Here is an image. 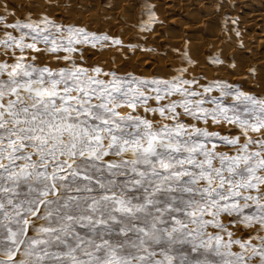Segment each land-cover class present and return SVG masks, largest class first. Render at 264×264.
Instances as JSON below:
<instances>
[{
    "label": "snow or ice",
    "instance_id": "6c2138e0",
    "mask_svg": "<svg viewBox=\"0 0 264 264\" xmlns=\"http://www.w3.org/2000/svg\"><path fill=\"white\" fill-rule=\"evenodd\" d=\"M111 46L0 5V264H264V95Z\"/></svg>",
    "mask_w": 264,
    "mask_h": 264
},
{
    "label": "rangeland",
    "instance_id": "374dc122",
    "mask_svg": "<svg viewBox=\"0 0 264 264\" xmlns=\"http://www.w3.org/2000/svg\"><path fill=\"white\" fill-rule=\"evenodd\" d=\"M65 1L66 0H0V5L7 3L9 5V11H14L17 17L25 16L29 12L32 14L33 18L45 14L55 19L57 22H63L65 24L72 23L85 26L89 30L107 32L109 35L118 37L123 45H125L124 47L111 46L99 51L89 48L85 52V57L89 64L100 63L106 68L116 67L120 72L132 71L144 76L155 75L158 77H168L175 74V70L178 68H187L188 71L185 73L186 77L196 76L201 82L224 80L228 83L238 84L245 91L264 95L263 69L254 65L250 68L255 69L254 73L251 72L250 69L247 71V69L243 74H239V70L236 69L238 67L237 63L239 67L244 66L246 64L244 61L249 57L247 53H241V49L239 48L241 46L240 36L244 34V31L248 32V30H243L239 24H236L237 21L233 14L236 12V15H240L241 11L243 12L245 10L239 7L236 2L231 1L230 3L227 2V0H214L212 4L209 5L210 10L213 11L216 9L219 10L220 8L218 13L219 19H217L216 24H214L216 26L214 27L223 33L225 32L227 37L230 36V39L228 38L226 41L227 44L225 43L227 47L223 46L226 47L225 50H227L225 51L223 48L220 50L222 52L218 50L217 53L216 50L218 47L215 46L217 42H214L215 45L210 43L209 46V43H207L198 50L193 48L190 42L187 43L189 40L192 41V38H190L192 36L190 35H193L195 32L191 33L190 31H185L182 38L179 37L181 38L179 40L180 42H178L179 44L172 45L168 43L167 40H165V37H167L169 33L167 30L171 32L169 34H174L177 30L176 34H178L180 30L178 31L179 27L177 25H181V23L191 24L192 22L180 11L176 12V15L174 14L173 17L169 15L171 18L166 15V17L168 16V20L167 18L163 21L159 20L156 14V7L150 3V0H133V5L125 9L121 8L119 4H117L118 7H116V4L112 0V2L110 0ZM146 5L154 6L153 11L155 12V19L151 23H149L148 14L144 10ZM217 12L218 11H216V13ZM122 14L125 15L123 18ZM174 17L177 18L176 26H174ZM145 24H147V28L142 27V25ZM173 27L178 29L175 30ZM227 37H225V39H227ZM129 44L137 45V47L134 50L129 49L127 47ZM148 49H150V51H148ZM185 51L187 52L188 58L193 61L192 64L186 63L184 58ZM233 51H236V53ZM254 55H258L257 57L260 59L263 56L259 51H256ZM217 58L223 63H214L213 61ZM148 61H150V63ZM244 74L246 76H244Z\"/></svg>",
    "mask_w": 264,
    "mask_h": 264
},
{
    "label": "bare ground",
    "instance_id": "6f19581e",
    "mask_svg": "<svg viewBox=\"0 0 264 264\" xmlns=\"http://www.w3.org/2000/svg\"><path fill=\"white\" fill-rule=\"evenodd\" d=\"M112 1L116 4V7H118L117 4H119V6H121V8H124V9L125 8H129V7H131L133 5L132 4L133 0H112ZM213 1L214 0H150V3L156 7V10H157L156 14L158 15L157 18H159V20L163 21V20H166V18L168 20V16L169 15H171L173 17L174 14L176 15V12L180 11V12H182L184 14V16L186 18H189L191 20V22H192L191 24L190 23L189 24L181 23V25H177L179 27V29L178 28H176V29H178V31L180 30V32L178 34H176L177 30L174 27L173 28L176 30L174 34H169L171 32L169 30H167V32H169V33H168L167 37H165V40H167L168 43H170L172 45L179 44L178 42H180L179 40L182 38L183 33L185 31H190L191 33H194V32L195 33L193 35H190V36H192V37H190V38H192V41L189 40L187 43L190 42L193 45V48H196L198 50L199 48L203 47L207 43H209L208 44V46H209L210 43L215 45L214 42H217V45H215V46L218 47L217 50H216V52L218 53V50L220 51L223 48L225 50V48L227 47L226 46V44H227L226 41L228 40V38L230 39V36L227 37L225 32L223 33L222 31H220V30H218V29H216L214 27V26H216L214 24H216L217 19H219V14L218 13H219L220 8H219V10L216 9L215 11L210 10L209 5H211ZM231 1L238 3L239 7H242V8L245 9L243 12L241 11L240 15H236L235 14L236 12L235 13L233 12L234 13L233 16L235 15L234 18L237 21L236 24H239L243 28V30L244 29L248 30V32L244 31L243 32L244 34H242V35L240 34L241 36L239 35L240 36V41H241V46L239 48L241 49L240 50L241 53L245 52V53H247V55H249V57L246 55L248 58H247L246 61H244V62H246L245 65L243 64L244 66H240L239 67V64L237 63L238 67L236 69L239 70L238 71L239 74L240 73L243 74L247 69H248L247 71H249L251 66L253 67L254 65H257V66H259L260 69H263V73H264V0H236V1L227 0V2H230V3H231ZM82 3H83V1H82ZM224 3H226V2H224ZM40 5H41V3H40ZM111 6H112V4H111ZM216 11H218V12L216 13ZM238 11H239V9H238ZM94 13H95V11H94ZM166 15H168V16L166 17ZM92 16H93V14H92ZM123 16H125V15L122 14V18H123ZM169 18H171V17L169 16ZM176 19L177 18H175V17L173 18V21L175 22L174 26H176V21H177ZM169 27H168V29H169ZM196 32H199V33H196ZM154 35H156V34H154ZM227 35H230V34H227ZM179 37H181V38H179ZM225 37H227V39H225ZM188 38H189V35H188ZM223 46H226V47H223ZM256 51H259V53L261 52V54H263L261 59L259 57H257L258 55H254V53H256ZM220 52H222V51H220ZM233 52L236 53V51H233ZM148 62L150 63V61H148ZM200 63H201V60H200ZM233 70H234V68H233ZM244 76H246V75L244 74ZM247 79H249V78H247ZM241 80H244V79H241Z\"/></svg>",
    "mask_w": 264,
    "mask_h": 264
}]
</instances>
